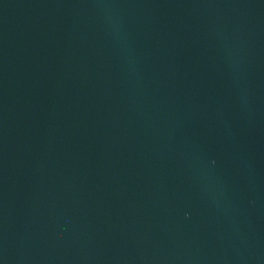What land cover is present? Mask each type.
I'll return each instance as SVG.
<instances>
[{"label":"water","instance_id":"1","mask_svg":"<svg viewBox=\"0 0 264 264\" xmlns=\"http://www.w3.org/2000/svg\"><path fill=\"white\" fill-rule=\"evenodd\" d=\"M0 264H264V0H0Z\"/></svg>","mask_w":264,"mask_h":264}]
</instances>
